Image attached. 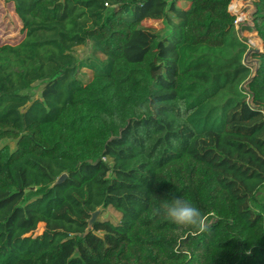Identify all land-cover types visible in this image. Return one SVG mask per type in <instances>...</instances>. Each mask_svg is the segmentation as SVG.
Instances as JSON below:
<instances>
[{
	"label": "trees",
	"instance_id": "trees-1",
	"mask_svg": "<svg viewBox=\"0 0 264 264\" xmlns=\"http://www.w3.org/2000/svg\"><path fill=\"white\" fill-rule=\"evenodd\" d=\"M230 1L14 0L23 35L0 44V264H264V202L249 204L264 185V0L248 13L251 79ZM88 41L103 62L77 63ZM248 78L250 103L237 88ZM38 80V97L23 92ZM177 197L203 231L160 214ZM105 207L119 221L90 222Z\"/></svg>",
	"mask_w": 264,
	"mask_h": 264
},
{
	"label": "rangeland",
	"instance_id": "rangeland-1",
	"mask_svg": "<svg viewBox=\"0 0 264 264\" xmlns=\"http://www.w3.org/2000/svg\"><path fill=\"white\" fill-rule=\"evenodd\" d=\"M14 0H0V44L3 43H16L20 40L23 33L20 30V24L13 12ZM250 6H246L244 10L249 11ZM248 13H246V20L241 26V32L236 35V37L245 44V50L242 56V63L248 65L250 68L249 78L251 79L253 75L257 72V67L259 61L253 57L251 53V47H247L248 39L250 38L247 31L248 26ZM146 26L152 27L155 31L162 32L165 27L161 21L147 20L143 22ZM251 35V33H250ZM140 49L136 46H130L127 48V52L130 56L135 57L139 54ZM73 53L76 58L77 63L88 62L89 60L103 62L104 56L93 51L91 43L88 41L84 45L76 46L73 48ZM91 76V71L87 66L79 67L77 77L80 82L87 81ZM243 81L237 88L246 97L248 103L251 101L250 92L248 90V84L250 79ZM44 81H35L28 89L24 90V93L29 94L31 97H38L40 95V90L43 86ZM264 115V108L262 109ZM3 142L8 143L12 148L14 146V141L4 140ZM264 202V185L254 194L251 195L249 204L255 211H261V204ZM100 219H108L112 222H118L120 219V214L111 207L99 208L96 215ZM44 227L43 223H39L36 227L35 233H40Z\"/></svg>",
	"mask_w": 264,
	"mask_h": 264
},
{
	"label": "clouds",
	"instance_id": "clouds-1",
	"mask_svg": "<svg viewBox=\"0 0 264 264\" xmlns=\"http://www.w3.org/2000/svg\"><path fill=\"white\" fill-rule=\"evenodd\" d=\"M158 211L177 229L193 228L204 230L202 212L199 207L186 198L177 197L163 200Z\"/></svg>",
	"mask_w": 264,
	"mask_h": 264
},
{
	"label": "built area",
	"instance_id": "built-area-1",
	"mask_svg": "<svg viewBox=\"0 0 264 264\" xmlns=\"http://www.w3.org/2000/svg\"><path fill=\"white\" fill-rule=\"evenodd\" d=\"M252 1L253 0H231L229 5H228L229 13L234 15L233 30H234L236 35H238L240 33V30H241V27H242L241 25L243 23H245L246 13H249V11L244 10V8L246 6H250V4L252 6ZM247 44H248L247 47L250 46L251 50H255V45H254V42H253V40L251 38L248 39V43Z\"/></svg>",
	"mask_w": 264,
	"mask_h": 264
},
{
	"label": "crops",
	"instance_id": "crops-1",
	"mask_svg": "<svg viewBox=\"0 0 264 264\" xmlns=\"http://www.w3.org/2000/svg\"><path fill=\"white\" fill-rule=\"evenodd\" d=\"M249 15V14H248ZM249 17V16H248ZM249 20H248V22L246 23L247 24V26H248V29H247V31H248V33H249V36H250V38L253 40V42H254V45H255V49H257V47L259 46V42H258V40L255 38V37H253L252 35H250V30H249V27H251V20H250V17L248 18ZM240 32H241V30H240Z\"/></svg>",
	"mask_w": 264,
	"mask_h": 264
},
{
	"label": "water",
	"instance_id": "water-1",
	"mask_svg": "<svg viewBox=\"0 0 264 264\" xmlns=\"http://www.w3.org/2000/svg\"><path fill=\"white\" fill-rule=\"evenodd\" d=\"M64 177H65V174H61V175L57 178V182L62 181V180L64 179ZM96 213H97V211H95V212L92 213V216H91L90 222H91L92 219L95 217Z\"/></svg>",
	"mask_w": 264,
	"mask_h": 264
}]
</instances>
